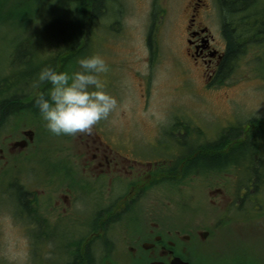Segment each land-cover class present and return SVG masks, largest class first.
<instances>
[{
	"label": "flooded vegetation",
	"instance_id": "obj_1",
	"mask_svg": "<svg viewBox=\"0 0 264 264\" xmlns=\"http://www.w3.org/2000/svg\"><path fill=\"white\" fill-rule=\"evenodd\" d=\"M208 11L204 0H190L181 9L183 51L190 65L205 70L207 84H221L218 80L227 74L222 73L227 43L222 31L223 43L199 18ZM156 29L151 13L146 34L150 55L156 48ZM4 116L8 118L0 124V194L5 197L0 205V264H264V164L256 151L246 178L217 169V187H205L207 196L216 198L210 200L216 204V221L208 222L205 215L177 223L182 206L172 204L174 190L147 187L154 177L164 184L188 178L193 157L201 158L195 164L205 171L201 175L215 173L207 170L229 164L232 149L247 135L260 138L257 123L246 125L248 132L241 135L228 128L215 140L203 142L214 143L230 130L227 152L224 147L209 154L203 147L194 153L184 142L171 156L142 162L131 161L118 147L122 142L103 141L93 130L79 133L74 142L72 155L78 165L58 156L50 163L42 156L37 170L29 163L34 140L24 147L16 145L24 139V130L21 137L12 138L14 116L10 112ZM33 132L35 138L37 131ZM176 133L180 135V129ZM211 155L218 161L203 159ZM26 160L31 178L22 168ZM177 168L180 175H167ZM84 196H89V204H81Z\"/></svg>",
	"mask_w": 264,
	"mask_h": 264
},
{
	"label": "rangeland",
	"instance_id": "obj_2",
	"mask_svg": "<svg viewBox=\"0 0 264 264\" xmlns=\"http://www.w3.org/2000/svg\"><path fill=\"white\" fill-rule=\"evenodd\" d=\"M188 1L103 0L105 10L102 5L97 8L102 16L91 30L88 27L89 34L81 37V44L74 49V56L65 62L66 67L62 70H79L77 60L93 54L105 59L109 72L101 78L105 82V90L117 98L119 107L108 120L100 121L91 131H96L103 141L122 142V146L118 147L128 153L131 161L171 156L181 143L186 142L189 147L198 146L215 140L220 132L228 128L232 129L233 134L239 132L241 135L248 132L249 126L246 125L250 120L264 118V33L253 37L245 54L237 59L231 69L230 65L223 67L222 72L227 74L218 80L221 84H207L205 70L190 65L183 51L186 42L181 29L184 20L181 9L188 5ZM204 1L209 4V11L199 18L223 43L221 31L226 20H234L233 8L222 0ZM0 4L4 15H16L21 20L0 24V91L6 89V85L15 90L23 81L31 87L39 71L45 67L40 63L77 39L76 21L79 18L75 9L79 8L81 0H0ZM253 8L263 11L264 0H258ZM253 8L251 5L246 12ZM151 13L156 14L157 23L153 55H150L146 45ZM237 25L233 27L236 34L240 31ZM21 42L22 47L14 59V48ZM30 51L35 57L28 68L22 69V64L17 61L26 59L28 55L25 53ZM30 74L34 78L27 79ZM37 88L39 85L31 93L34 94ZM13 118L16 119L15 116ZM30 121V116H22L17 121L19 125L12 131V138L21 137V131L27 128L34 129ZM178 129L180 135L176 133ZM260 130L259 139L247 137L235 150L230 147L234 152L227 155L231 160L229 164L207 170L215 173L204 177L201 173L205 171L201 167L192 166V175L188 178H175L177 180L171 184H164L166 182L154 177L147 187L165 192L167 189L174 190L176 201L171 200L172 204L182 206L179 213L184 217L175 219L177 223L187 217L200 220L205 215L208 222L216 221V204L210 201L216 198L207 196L205 187L208 190L217 187L214 175L217 169L246 178L250 172V158L255 151L264 164V128ZM36 131L31 145L34 153L29 156V163L37 170H41L39 161L42 156L50 163L55 162L58 156L78 165L72 153L75 151L74 144L80 139L79 133L56 136L45 127ZM205 161L217 162L218 157ZM24 162L22 168L25 172L28 170L27 178H31L29 163L27 160ZM197 162L195 160L194 164ZM178 170L181 172L177 168L167 175L178 176ZM88 197H81V204H89ZM4 199L0 194V205H3ZM163 204L168 205L166 201ZM255 246L258 245H251L253 248Z\"/></svg>",
	"mask_w": 264,
	"mask_h": 264
},
{
	"label": "trees",
	"instance_id": "obj_3",
	"mask_svg": "<svg viewBox=\"0 0 264 264\" xmlns=\"http://www.w3.org/2000/svg\"><path fill=\"white\" fill-rule=\"evenodd\" d=\"M257 1L258 0H222V2L225 5H229L228 7L232 6L233 8L232 16L234 17V20L233 19L226 20L223 25V34L226 38V43H227V51L223 66L225 68L229 66V62L231 63L233 61L234 63L236 58L245 54V52L247 51L246 48L249 45V43H252V39L254 36H256L258 33H264V10L259 11L253 8L254 4ZM100 5L104 6L103 0H81V4L79 8L75 9V11L77 12V16L79 18V20L76 21V26L78 29L77 39L73 41L72 44L69 42V44H66L65 48L59 50L58 53L56 52V54L50 59H47V61L50 60L48 63L49 67L54 68L56 71H62L65 69L66 67L65 62L69 60L72 56H74L73 51L77 46L81 44L80 42L81 37L83 35H88L89 34L88 27L90 26V30H91V27H93L95 22L99 19V17L102 16V14L97 11V8ZM251 5L253 9H250V12L248 11L247 13L246 11L249 9ZM104 10H105V6H104ZM8 21L11 22L15 21L14 23H16L21 20L16 15L14 16L4 15L3 6L0 4V24ZM235 25H237V28L240 30L238 34H236L233 30V27ZM21 47H22V42L15 46L14 59H16V54H18V51L21 49ZM26 54L28 55L26 59L22 58V60L19 59L21 61H17V63L22 64V69L24 67L28 68L29 63L35 57L31 51L25 53V55ZM47 61H42L40 65L42 67L47 66ZM13 62L16 61L13 60ZM57 64L59 65V67ZM232 64L230 66H232ZM30 77L31 74L28 76L27 79H29ZM38 85L39 88L36 89L35 93L34 94L31 93V90ZM5 87L6 89L0 91V124L6 123L8 117H5L4 115L10 112L13 116H15L16 119H14V121L17 126L19 125L17 121L22 116L28 115L31 117V121L29 122V124L31 123L32 125H34L36 130L37 129L44 130V126L38 114V111L34 107V100L40 93L45 92L46 89L49 87V85L47 83H38L37 80H35L34 84H32L31 87L27 86L26 81H23L22 84L18 85L15 90L10 89V87L9 86L7 87V85ZM8 94H11V96H8ZM254 123H257L258 126L264 128L263 126H261L264 125V118H259L256 120L249 121V125ZM229 134H230V130L225 132L223 136L214 143L192 146L193 148L192 151L194 153L201 151L203 147L208 149L209 154H212V152H218V151L220 152L223 150L224 147L225 150L227 147V143L231 137L229 136ZM247 137L249 138V135L246 136V139ZM215 156L216 155H211L209 156V158H203V159H213ZM194 161L195 158L193 157V162ZM200 161L201 158L198 159L199 163Z\"/></svg>",
	"mask_w": 264,
	"mask_h": 264
},
{
	"label": "clouds",
	"instance_id": "obj_4",
	"mask_svg": "<svg viewBox=\"0 0 264 264\" xmlns=\"http://www.w3.org/2000/svg\"><path fill=\"white\" fill-rule=\"evenodd\" d=\"M77 64L76 71L45 66L37 74V82L49 87L35 98L34 107L45 129L56 136L89 132L119 107L101 78L109 72L105 59L93 54L79 58Z\"/></svg>",
	"mask_w": 264,
	"mask_h": 264
},
{
	"label": "water",
	"instance_id": "obj_5",
	"mask_svg": "<svg viewBox=\"0 0 264 264\" xmlns=\"http://www.w3.org/2000/svg\"><path fill=\"white\" fill-rule=\"evenodd\" d=\"M24 135L28 136L29 140L33 139V132L31 130L25 131ZM27 143V140H20L16 142V145H19L20 147H24Z\"/></svg>",
	"mask_w": 264,
	"mask_h": 264
}]
</instances>
